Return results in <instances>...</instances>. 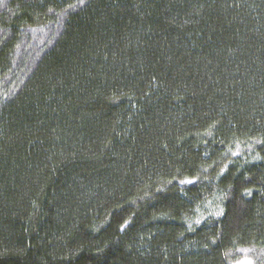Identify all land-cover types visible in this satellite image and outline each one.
<instances>
[{
	"label": "trees",
	"instance_id": "trees-1",
	"mask_svg": "<svg viewBox=\"0 0 264 264\" xmlns=\"http://www.w3.org/2000/svg\"><path fill=\"white\" fill-rule=\"evenodd\" d=\"M3 7L0 264H264V0Z\"/></svg>",
	"mask_w": 264,
	"mask_h": 264
},
{
	"label": "rangeland",
	"instance_id": "rangeland-1",
	"mask_svg": "<svg viewBox=\"0 0 264 264\" xmlns=\"http://www.w3.org/2000/svg\"><path fill=\"white\" fill-rule=\"evenodd\" d=\"M6 0H0V10ZM63 15L59 16L53 23L39 28H31L21 33L19 42L11 58V67L8 74L0 82L1 90L5 96L16 93L23 83L28 79L33 69L43 54L54 45L63 31ZM6 38L5 31L0 27V42ZM250 262L251 258L244 256L235 264Z\"/></svg>",
	"mask_w": 264,
	"mask_h": 264
},
{
	"label": "snow or ice",
	"instance_id": "snow-or-ice-1",
	"mask_svg": "<svg viewBox=\"0 0 264 264\" xmlns=\"http://www.w3.org/2000/svg\"><path fill=\"white\" fill-rule=\"evenodd\" d=\"M189 182H191V181H189ZM242 264H250V262H242Z\"/></svg>",
	"mask_w": 264,
	"mask_h": 264
}]
</instances>
